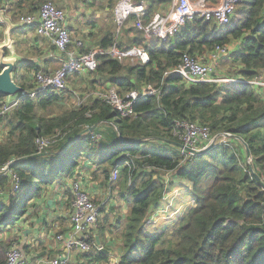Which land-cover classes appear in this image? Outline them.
Segmentation results:
<instances>
[{
  "label": "trees",
  "instance_id": "obj_1",
  "mask_svg": "<svg viewBox=\"0 0 264 264\" xmlns=\"http://www.w3.org/2000/svg\"><path fill=\"white\" fill-rule=\"evenodd\" d=\"M44 1L0 0V9L7 3V13L16 22L18 14L36 13ZM170 1L147 0L143 18L148 21L161 3ZM6 28L7 23L0 21V43L5 40ZM133 30L143 34L135 26ZM11 33L15 39L17 29ZM144 38L134 35L119 46L144 44L148 63L126 65L100 54L98 68L92 72L111 82L124 97L145 83L159 88L158 95L139 97L128 116L98 99L51 116L48 111L63 100V95L51 88L36 98L28 94L18 97L6 123V137L0 142V170L9 164V171L20 180L19 188L13 191L8 172L0 177V235L7 232L4 240L0 239V264H6L9 247L17 244L10 235L28 206L34 205L30 200L65 175L69 179L84 175L78 169L88 166L89 175L109 184L111 195L127 205L121 213L118 206L99 209L103 215L99 216L96 235L101 244L110 240L109 236L121 241L122 251L115 264H264V186L256 178L257 174L264 181V93L246 84H186L176 74H165L179 65L184 53H204L239 41L228 59L231 68L245 78L255 76L264 68V0H241L235 16L221 27L195 17L167 41L148 43ZM114 41L115 37L104 36L100 46ZM39 70L25 61L24 73L18 69L15 79L29 90L33 86L31 75ZM176 119L208 125L212 134L219 136L214 148L199 154L183 151L174 142L181 143L173 134ZM89 126L94 128L84 132ZM57 133L64 138L38 154L37 137ZM95 133L102 135L99 140H95ZM223 133L232 135L235 142L229 143L230 136L227 142H220ZM119 134L125 140L138 141L123 144ZM233 145L242 154L233 150ZM115 170L117 181H111ZM166 173L173 177L170 183L165 180ZM175 179L191 183V203L160 232L150 234L145 226L160 210L171 191L168 183L171 187ZM63 185L64 192H69L70 184ZM80 258V264L112 260L108 251L96 246Z\"/></svg>",
  "mask_w": 264,
  "mask_h": 264
},
{
  "label": "built area",
  "instance_id": "obj_2",
  "mask_svg": "<svg viewBox=\"0 0 264 264\" xmlns=\"http://www.w3.org/2000/svg\"><path fill=\"white\" fill-rule=\"evenodd\" d=\"M241 0H171L165 10H157L148 21L143 18L147 8V0H118L113 7L114 22L121 26L131 15H136L134 26L141 31L146 39H157L167 41L174 38L177 32L195 17H201L205 21L211 20L218 26L227 25L235 16ZM8 4H3L0 9V21L10 24L11 17L7 13ZM12 22V21H11ZM17 25H35L36 32L52 41L61 55L53 54L61 62V66L53 72L43 70L35 71L32 75V88L26 90L32 98L37 94L48 89H54L57 93L69 91L76 99V108L89 102V99L105 102L117 109L123 116L133 113L134 102L139 97L158 95L159 88L150 83L143 84L139 89L132 90L122 96L118 88L114 85L97 88L86 92H79L71 89L68 84L69 74L92 73L97 70L99 65L98 55L107 54L131 64H145L150 61L149 52L144 44L131 47H120L117 39L113 44L106 47L89 46L83 39L72 38L68 26V15L64 8L58 7L53 1L45 0L36 13L17 15ZM230 46V45H229ZM228 46H217L213 51L204 53L189 54L184 53L179 65L170 68L165 72L180 76L184 83L210 82L218 85L227 84H246L256 92L264 89V68L251 78H245L239 74L235 76H217L216 67L218 59L228 56ZM19 98H5L0 100V127L2 121L18 105ZM91 111L87 112V116ZM173 134L186 146L200 150L206 148L215 139L208 125L200 124L196 121L187 119H176L173 126ZM229 133H223L229 137ZM221 135V136H222ZM65 135L57 133L53 136L36 139L38 153L46 151L57 145ZM100 133H95V140L101 138ZM218 136V135H217ZM183 151H186L183 149ZM13 162V161H11ZM9 164L0 170V177L5 173L12 177L13 191L20 186L17 174L9 171ZM80 175V174H79ZM118 176V171L113 172L111 181ZM73 194V201L69 212L72 227L69 231L58 233L56 239L63 243V250L71 253L74 250L88 252L93 246L98 250H103V245L97 244L94 236L98 229L99 206L95 203L92 194L84 187L83 182L75 174L69 182ZM0 193L3 189L0 184ZM68 255L57 254L49 260V264H68ZM6 264H40L25 255L22 248L14 243L7 252Z\"/></svg>",
  "mask_w": 264,
  "mask_h": 264
},
{
  "label": "rangeland",
  "instance_id": "obj_3",
  "mask_svg": "<svg viewBox=\"0 0 264 264\" xmlns=\"http://www.w3.org/2000/svg\"><path fill=\"white\" fill-rule=\"evenodd\" d=\"M50 1H53L58 7L64 8L67 12L68 17H69V15H74L76 13V11H79L80 6L82 8V11L86 12V13L90 7L94 8V9H92V11H93L92 15H90L88 13L85 16L83 15L84 20L85 21H88L89 19L94 20L95 15L98 14V16L101 17V19H98L95 22L100 23L102 25H105L104 28H106V27H108L109 29L113 28V33H112L111 37H113V38L115 37V39H117L118 43L129 42V38L133 34L144 37V36H142L143 34L141 35L140 32H138L136 30L130 31L131 28H133V26H134L135 19H131V20L129 19L124 24H122L121 26H118L115 22H113L114 21L113 12L110 15V14H108L109 11H107V12L104 11V8L107 5H109L110 7H114L118 0H50ZM166 5H169V4H166ZM158 9H160V7H158L157 10ZM95 10L99 11V13H96ZM160 10H165V9L163 8ZM145 41H148V40H145ZM237 43H239V41L235 42L234 44H237ZM228 48H229V53H231L234 49L233 45L228 46ZM10 54H13V52H11ZM223 58L222 59L220 58L217 61V67H216L217 76H235V75H237V74H235L234 70H232L231 64L229 63L228 59H230V54H228V56L223 57ZM123 62H124L123 64H126V65L130 64V62H128V61H123ZM19 72L24 73V71L23 70L20 71V69H19ZM95 77L99 78L100 81L105 80L104 78H101V77L97 76L96 74H92L89 72L84 73V74L73 73V77H71L70 80L68 79V84H69L71 89H74V90L79 91V92H86V91L94 90L97 88L107 87V86H105V84L101 85L100 81H98L97 83L92 82V80ZM83 82H85L86 84H88V83H91V84H89L90 86L82 87L80 85ZM94 84H96V85H94ZM261 92L264 93V89ZM62 94H63L62 102H59L58 105L51 108L48 111L49 115L56 116L57 114H61L63 112H66V110L76 108V99L70 94V92L66 91ZM0 100H3V99H0ZM12 112L9 113L6 117V119L2 121V125H4V126L0 127V142H2L6 137V132H7L6 123L11 119ZM216 137H217V139H216V142H217L219 139V136L216 135ZM227 138L228 137H225L224 135H222L220 142H227L228 139H230L229 143L235 142V138L232 135L228 139ZM216 142H215V144H216ZM232 148H233V150H236V151L241 150L240 148H237L234 145ZM240 152L242 154V151H240ZM88 167H90V166H88ZM88 167H86V168H88ZM86 168L84 170L85 171L84 173L87 172V174L83 175V179L81 181L83 182L84 187L92 194L93 197H95V203L99 206V209H101V207L103 205L105 206L106 210H109L111 207L118 206V208H119L118 213L125 212L127 209V205L124 202H122L121 200H117L113 194L111 195L110 185L105 184L102 181V179H94L92 177V175H89L88 171H86ZM117 178H118V176H117ZM117 178L115 179L116 181H117ZM172 178L173 177L170 175V173L165 174V180H168L169 183H170V179H172ZM169 183H168L167 189H171V191H169L168 194L166 195L165 199L162 202V206H161L160 210H158L157 214L154 217H151V220H150L151 224H147L145 226V230L150 234L160 232L166 226V224H169L172 221V219L176 218L175 216L180 215L182 213V211L186 207H188L191 203L189 200L190 196L192 195L191 183L187 182L186 180H183V182H180L177 179H175V183H173L171 187H170ZM64 189H65L64 185L59 187V190L62 193V198L57 201L56 209L51 210V213H45L44 207H41V205H40V207L35 205V203H37L39 201L35 197V199L32 202H30V203H33L34 205L28 206L27 213L25 215H23V217H22V218H25V220H23L22 218L18 219L19 221L17 222V224L15 226V228H17V227L18 228L19 227L25 228L26 227L28 229L38 227L39 229L37 230V235H35L34 242L39 243L36 245L39 246L40 248H41V245L43 243L41 241H39V239H41V237L39 236V231H41L42 228L45 232V234L43 235V237L45 239H48L47 238V232L48 231H53L51 237L56 238V236L58 235V232H60V229L57 226L58 225L61 226V224L63 222H66V224H67V222L70 223L69 212L71 209V203L73 201V198L71 201L70 197H71V195L73 197V194H72V191L70 189H69V192H67L66 190L64 192ZM46 192L47 191L43 190L40 197H44ZM69 199H70V201H69ZM41 202L44 203L45 198H43L41 200ZM28 203H29V201H28ZM56 211H57V214H55ZM101 211L102 210L99 211L100 217H102V215H103V213H101ZM115 211H117V210H115ZM60 215H64V216L61 217ZM109 227H107V228H109ZM109 230L111 231V227L109 228ZM50 234H51V232H50ZM5 235H6L5 233H2L0 235V237L5 236ZM12 235H13V233H12ZM19 238H20V236H19ZM109 238H110V240H108L109 242L106 240L103 245L108 246L110 248V249H108L109 250L108 254L111 257L110 259H112V260L108 263H102V264H115L119 260V253H121V251H122L121 241L114 239L112 236H109ZM19 240H21V239H19ZM16 245L20 246L21 242L17 241ZM20 247L22 248L25 255L27 257H29L30 255L26 252L24 247L23 246H20ZM6 256H7V253H6ZM55 256H50L48 254H45V255H43V257H40L41 258L40 260H38V258H32V259L35 261H39L40 264H49V260L53 259ZM71 264H79V263L71 261Z\"/></svg>",
  "mask_w": 264,
  "mask_h": 264
},
{
  "label": "crops",
  "instance_id": "obj_4",
  "mask_svg": "<svg viewBox=\"0 0 264 264\" xmlns=\"http://www.w3.org/2000/svg\"><path fill=\"white\" fill-rule=\"evenodd\" d=\"M166 4L168 3H161L159 6L160 9H163V8L166 9L169 6ZM92 9L94 8L90 7L87 10V13L92 15L93 14ZM104 11L105 12L109 11L108 14L111 15V13L113 12V7H110L109 5H107L104 8ZM95 12L99 13V11L97 10H95ZM87 13L83 12L80 6L79 11H76L74 15H69L68 17L69 30L71 32L72 38L83 39L89 46L96 47L100 45V41L102 37L104 36L111 37L113 33V28L111 29H109L108 27L104 28L105 25L95 22L96 20L101 19V17H99L98 14L95 15L94 20L89 19L88 21H85L83 15L85 16L87 15ZM12 19H14V17ZM17 24L18 23L16 22H12V24L7 25V28L5 29L4 33H6L9 27H11L10 34L12 36V33H11L12 29H17V33L14 36L15 39L13 40H14V49L17 52V56H19V58L22 61L20 65L18 66V68L20 67L19 68L20 71L23 70V64L25 61H28V62H31L37 65L38 67H40L41 70L45 72H53L54 70H56L58 67L61 66V62L59 61V59L53 56V54H57L59 56L61 55V53L56 49V46L52 43L50 39H47L39 35L36 32L35 25H17ZM133 36L134 34L131 35L130 38H132ZM144 39L148 40L147 41L148 43L150 40H154V39H146V38ZM232 45L234 49L238 47V43L232 44ZM10 53L11 52H9V55ZM223 57H226V56H223ZM71 77H73L72 73L68 75V79L70 80ZM92 82L97 83L98 81L93 80ZM89 84L91 83L86 84L85 82H83L81 83L80 86L82 87L90 86ZM100 84L101 85L105 84V86L112 85V83L107 80L100 81ZM84 170L85 169H78V171H82L83 173H84ZM84 174H87V173H84ZM67 177L68 176L65 175L63 178L58 179L55 185H50L47 188H45L44 190L47 191L45 196L37 198L39 200L38 202L36 201L37 206L40 207L41 205V207H44L45 213H51V210L56 209L57 201L62 198V193L60 192L59 187H61L63 184L71 180ZM77 178L82 180L83 174L77 175ZM0 198H3V197L0 196ZM43 198H45L44 203L41 202ZM32 201L33 199L30 200V202ZM55 214H57V211L55 212ZM60 216L63 217L64 215H60ZM57 227L60 229V233H63V232L69 231L72 227V224H71V221L70 223L67 222V224L66 222H63L61 226L58 225ZM38 229H39L38 227L28 229L26 227L25 228H20V227L15 228L14 226V228L12 229L13 235L11 234L10 236L14 237L15 241L17 240L21 242L20 246L24 247L26 252L30 255L29 258H38V260H40L41 259L40 257H43V255L45 254H48L50 256H55L57 254L68 255L66 250L65 251L63 250L64 244L58 242L56 238L51 237L53 231L47 232L48 239H45L43 237V235L45 234L43 228L41 229V231H39V236L41 237L39 241H41L43 244L41 245V248L37 246L36 244H39V243L34 242V240H35V235H37ZM62 229L66 231H62ZM5 234H6L5 236L0 237L1 240H4V238L7 236V232H5ZM18 235L20 236V238ZM82 254L83 252L78 251V250H74L71 253H69L68 264H71V261H74L76 263L78 262L79 264L82 263L83 260L82 258H80Z\"/></svg>",
  "mask_w": 264,
  "mask_h": 264
},
{
  "label": "water",
  "instance_id": "obj_5",
  "mask_svg": "<svg viewBox=\"0 0 264 264\" xmlns=\"http://www.w3.org/2000/svg\"><path fill=\"white\" fill-rule=\"evenodd\" d=\"M10 24H12L11 21H10ZM10 30H11V27H9L5 33V35H6L5 40L0 43V67H1V71H0V96L3 98L8 97L10 99H13L15 97H19V96L23 95L25 93L26 89H24L21 85H19L15 79L16 71L18 69L19 64L22 61L19 58V56H17V52L14 49V40L10 34ZM9 52H13V54L9 55ZM93 128H94V126H89L84 130V132L90 131ZM228 135H230V134H228ZM119 139H120L121 143H123V144L138 141V140H125L121 134H119ZM216 139H217V137H215V139L213 140V143L208 145L206 148L200 149V150L186 146L180 142H176V141H174V142L177 145H179L181 149H184L191 154H199V153H203V152H206V151L214 148ZM75 140H76V138L73 141H71L67 147H69ZM247 156L248 157L250 156V152H249L248 148H247ZM8 167H10V165ZM256 178L264 186V181L262 180V178L257 174H256ZM96 239H97L96 243L100 244L101 242L99 241L98 235H96ZM103 251L109 252V250H106V249L105 250L103 249Z\"/></svg>",
  "mask_w": 264,
  "mask_h": 264
}]
</instances>
